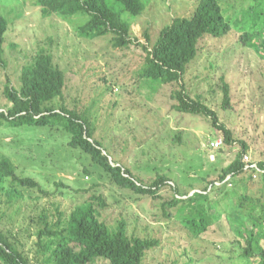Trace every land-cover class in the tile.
<instances>
[{
	"label": "rangeland",
	"instance_id": "1",
	"mask_svg": "<svg viewBox=\"0 0 264 264\" xmlns=\"http://www.w3.org/2000/svg\"><path fill=\"white\" fill-rule=\"evenodd\" d=\"M144 1L146 8L140 16L124 14L135 44L118 49L110 37H82L78 28L83 17H45L36 0H0V14L10 24L4 44L6 64L0 68V112L11 105L4 95L5 85L18 89L22 68L47 50L65 73L64 101L69 108L93 106V139L107 152L104 154L146 183L158 175L170 177L173 182L159 195L173 194L175 183L190 197L202 192V178L216 176L242 147L227 146L223 131L208 118L176 111L173 95L177 84L164 85L137 76L145 61V52L137 43L147 46L148 35L153 44L175 18L190 17L199 0ZM219 1L230 23V35L221 39L206 36L200 41L197 58L188 66L183 83L192 97L201 96L216 112L220 124L248 145L244 161L257 164L264 161V31L253 36L260 49L246 45L244 32L234 23L252 0ZM225 85L230 89L228 108L223 107ZM68 139L55 128L0 126V158H9L18 175L35 179L46 192L26 190L12 209L4 207L9 216L16 215V228L27 227L25 217L30 215L45 214L51 219L61 212L68 216L91 196L102 195L108 204L101 211L107 223L116 225L124 218L130 231L161 241L145 264L247 263L239 259L241 246L225 217L191 240L176 216L163 217L160 199L118 188L85 153L71 151ZM209 195L211 200L222 198L217 191ZM224 204L221 202V209Z\"/></svg>",
	"mask_w": 264,
	"mask_h": 264
},
{
	"label": "trees",
	"instance_id": "2",
	"mask_svg": "<svg viewBox=\"0 0 264 264\" xmlns=\"http://www.w3.org/2000/svg\"><path fill=\"white\" fill-rule=\"evenodd\" d=\"M36 1L45 17H83V24L78 28L82 37L89 40L110 37V43L118 49L130 48L136 41L130 35L131 26L124 14L138 17L146 8L144 0ZM234 26L244 32L242 40L246 45L260 49L257 37L253 36L264 31V0H252ZM9 29V21L0 14V68L6 64L4 44ZM230 32L220 1L199 0L190 17L175 18L162 28L153 44L148 35L147 46L137 43L145 52L144 65L137 73L139 78L164 85L177 84L173 95L176 111L208 118L215 128L223 131V142L227 146L239 144L242 147L216 176L202 178L205 186L201 193L188 197V193L179 191L174 183L173 194L159 195L173 182L170 177L158 175L146 183L127 166L112 162L110 155L104 154L106 151L93 139L96 133L93 106L81 110L69 108L64 101L65 73L47 50L38 53L31 64L22 68L18 89L8 83L5 85L4 95L11 105L0 112V126L62 131L69 138L68 148L85 153L112 184L135 195L160 199L163 217L169 220L176 216L191 240L201 237L225 217L235 242L241 246L239 259L246 264H264V173L253 169V162L245 163L248 145L236 138L226 125L220 124L216 112L201 96L192 97L183 83L188 66L197 58L200 41L206 36L221 39ZM224 94L223 107L228 108V85ZM257 167L264 170V161L257 163ZM256 174L260 175L258 179L254 178ZM32 189L46 194L35 179L18 175L9 158H0V264H97L98 261L145 264L148 255L161 245L157 238L130 231L124 218L116 225L107 223L101 211L108 204L102 195L91 196L68 216L61 212L51 219L45 214L35 218L30 215L25 217L27 227L16 228L17 220L13 218L16 215L9 216L3 209H12L24 198L25 191ZM213 191L222 198L211 200L209 193ZM221 202L225 203L224 209L220 208ZM176 208L177 213H174Z\"/></svg>",
	"mask_w": 264,
	"mask_h": 264
},
{
	"label": "built area",
	"instance_id": "3",
	"mask_svg": "<svg viewBox=\"0 0 264 264\" xmlns=\"http://www.w3.org/2000/svg\"><path fill=\"white\" fill-rule=\"evenodd\" d=\"M214 145H215V146H218V145H219V142L215 143ZM246 157H247V156H245L244 159H246ZM245 163H250V162H245ZM252 168H253V169H256L258 172L264 173V171H260V169L257 167V164H253V165H252ZM255 177H256V175H255Z\"/></svg>",
	"mask_w": 264,
	"mask_h": 264
}]
</instances>
